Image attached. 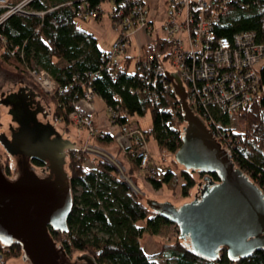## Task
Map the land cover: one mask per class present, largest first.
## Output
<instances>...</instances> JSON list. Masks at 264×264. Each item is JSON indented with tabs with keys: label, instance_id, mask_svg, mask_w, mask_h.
<instances>
[{
	"label": "trees",
	"instance_id": "1",
	"mask_svg": "<svg viewBox=\"0 0 264 264\" xmlns=\"http://www.w3.org/2000/svg\"><path fill=\"white\" fill-rule=\"evenodd\" d=\"M17 1L9 0V3ZM102 1L110 3L109 11H114V6L124 2L31 1L27 9L33 15H11L0 24V37L9 46L4 48L0 44V62L23 75L29 67L44 70L50 75L60 90L51 96L53 118L57 120L56 126L64 132L69 133V127H72L67 116L80 97L81 85L88 81L95 97L105 107L118 106L120 117L117 123L131 122L135 116L148 115L151 127L144 131L146 140L149 136L153 137L160 163L163 164L164 156L173 157L180 145L183 123L177 99L161 76L153 85L152 93L156 98L149 91L131 94L129 89L147 91L149 86L145 82L150 76L140 81L145 74L133 70L132 58L127 55L116 69L103 67L100 57L104 51L98 48L95 38L76 23L86 18L77 6L86 3L88 9L94 11V17H98V7ZM241 2L242 6L230 5L223 15L217 17L213 28L215 36L229 38L235 33L249 31L254 34L255 41L264 47V0ZM3 12L0 9V15ZM14 47L17 52L11 55ZM166 51V43L157 36L141 46V55L152 54L156 62ZM152 66L146 74L150 75ZM95 73L97 75L90 78ZM258 81L259 94L254 102L233 114L242 124L241 131L228 128L227 117L217 119L229 139L230 159L264 193V94L261 92L264 86V59L258 69ZM147 84L151 85L150 81ZM63 87L66 89L63 90ZM92 142L102 149L114 147L109 135ZM78 153L76 148L66 154L65 170L72 197V208L66 220L68 231L65 234L49 231L51 239L57 245H62L69 258L78 253L89 255L96 264H155V259H163L164 264H264V249H257L250 257L236 262L229 261L224 249H220L216 260L210 262L194 255L186 243L178 238L170 243H161L152 254H145L140 246V238L144 235L154 237L162 227L171 224L151 212L129 187L126 180L138 172L137 161L125 155L128 170L122 178H118L106 162L86 153ZM88 161L91 167L86 168L85 162ZM176 166L172 160L163 165L155 177L144 180L154 191L165 188L171 195L185 199L194 186L193 172L184 171L181 167L176 170ZM211 179L216 181V175L212 174ZM20 256L18 244L0 243V264Z\"/></svg>",
	"mask_w": 264,
	"mask_h": 264
},
{
	"label": "water",
	"instance_id": "2",
	"mask_svg": "<svg viewBox=\"0 0 264 264\" xmlns=\"http://www.w3.org/2000/svg\"><path fill=\"white\" fill-rule=\"evenodd\" d=\"M163 78L183 123L173 161L203 177L189 202L174 206L145 199L144 204L176 227L178 239L194 255L214 262L224 249L231 262L248 258L264 249V193L187 105L181 78L174 71L164 72ZM50 114L49 102L31 80L0 70V243L19 245L18 264H96L87 254L70 260L49 234L68 231L72 197L65 163L66 153L76 149L51 124Z\"/></svg>",
	"mask_w": 264,
	"mask_h": 264
},
{
	"label": "built area",
	"instance_id": "3",
	"mask_svg": "<svg viewBox=\"0 0 264 264\" xmlns=\"http://www.w3.org/2000/svg\"><path fill=\"white\" fill-rule=\"evenodd\" d=\"M33 0H19L10 4L9 0H0V24L9 16L24 17L33 15L27 5ZM242 6L241 0H165V19L160 31L167 51L155 61L152 54L141 55V44L132 58L131 67L140 72V81L147 79L145 89H129L131 94L148 93L153 95L154 83L164 72L174 71L180 78L186 93L187 105L204 123L221 149L230 156L229 139L225 136L217 117H227L228 122L239 109L250 106L259 94L258 69L264 59V47L255 41L254 34L249 31L239 32L231 37H216L213 31L217 17L223 15L230 5ZM122 7V8H121ZM86 17H94V11L88 9L86 3L77 6ZM108 11L107 17L118 31L116 39L108 50L101 54L100 62L104 68L116 69L124 60L126 49L130 46L131 37L142 31L150 34L152 24L143 0H124ZM83 12V13H82ZM40 14V13H36ZM0 44L8 48L6 41L0 37ZM17 52L11 49L10 54ZM166 56V58H165ZM21 57V56H20ZM165 58V59H164ZM168 64L171 69H166ZM154 65V67L152 66ZM152 71L148 73L150 67ZM97 73L90 75L94 76ZM147 75V76H146ZM24 77L31 80L40 92L48 97L60 91L50 75L41 69L29 67ZM150 81V84H147ZM80 97L68 114L69 123L77 129L85 131L86 137L102 140L111 136L114 142L131 159L137 161L143 173V179H150L159 173L155 165H150L147 140L144 131L132 122L117 123L120 115L118 106L105 107L107 129L95 127L88 113V107L95 98L90 82L81 85ZM166 88V87H165ZM167 88L171 91V86ZM66 88L63 87V90ZM153 98H156L153 95ZM116 101V97L113 98ZM217 119V121H216ZM57 120L52 118L56 127ZM229 128V125L227 124ZM88 145L77 148L78 154H88ZM67 154V153H66ZM79 158V157H78Z\"/></svg>",
	"mask_w": 264,
	"mask_h": 264
},
{
	"label": "rangeland",
	"instance_id": "4",
	"mask_svg": "<svg viewBox=\"0 0 264 264\" xmlns=\"http://www.w3.org/2000/svg\"><path fill=\"white\" fill-rule=\"evenodd\" d=\"M165 0H144L146 9L148 11V19H151L153 22L152 25V32L150 34H145L142 31L135 34V36L131 37L130 46L126 49L125 53L127 55L134 56L136 54V49L141 44H147L151 42L156 36L161 37V31L160 26L165 19ZM110 4H108L106 1H102L99 4V11L98 17H86L84 20H77L76 23L79 26V28L83 29L84 31L90 33L96 40V44L100 50H105L110 46V44L116 39L118 31L115 30L110 22V20L107 17V12L110 8ZM97 15V14H96ZM262 63V62H261ZM259 64V66L261 65ZM63 65V64H62ZM166 69H171V67L166 64ZM0 69H7L9 71L12 70L11 67L8 65L0 62ZM262 94H264V86L261 89ZM47 97L46 100L50 104V110L53 118V104L51 102V97ZM92 105L94 107L95 113H98L99 116H102L106 114V111L104 109V104L101 100L98 98H94L92 101ZM94 116V115H93ZM133 122L137 124L143 131H147L151 127V121L148 115H145L143 117H133ZM72 126V125H69ZM229 128L232 131H241L242 130V124L237 121V118L232 117L229 121ZM55 129L59 132H63L70 140H72L75 143V147L79 148L81 146H78L76 141L81 143V140L79 138H84L87 136L85 134V131L82 129H77L74 126L69 127V133L64 132L61 130L59 126H56ZM86 141H89V143H85L88 145V155L93 154L96 155V158L101 159L102 161L109 164L115 171V174L118 178H122L123 175H125L126 171L128 170V162L125 157V154L121 151V149L114 143L113 149H102L93 144L92 141H96L95 138H87ZM94 150H98L99 154H96ZM147 150L150 155V165H155L158 167V169L162 168L163 165L169 164L173 158L170 155L164 156V163H160V157L159 153L157 151L156 143L152 136H149L147 140ZM95 157V156H94ZM89 161L85 162V167H89ZM179 167V166H178ZM178 167L176 166L175 169L178 170ZM66 169V168H65ZM139 169V168H138ZM143 173L139 169L138 172L129 178V181L132 183V185L135 187V189L140 192V194L136 193L137 196L140 198V200L144 203L145 199H154L158 201H169L174 206H179L180 204H183L184 202H189L192 200L193 196L196 193V184L201 183V179L203 177L202 174H199L197 172H193V178H194V186L190 190L189 195L185 199H179L176 196L171 195L165 188H161L158 191H154L151 189V187L148 185V183L143 179ZM175 238H178L177 229L173 225H167L162 227L159 234L154 237H149L147 235H144L140 238V246L143 249L144 253L149 255L159 248L161 243H170ZM77 255H80L78 253L74 254L70 257V260H73V258ZM21 261L20 257L14 260H9L6 264H18ZM155 264H164L163 259H155Z\"/></svg>",
	"mask_w": 264,
	"mask_h": 264
},
{
	"label": "crops",
	"instance_id": "5",
	"mask_svg": "<svg viewBox=\"0 0 264 264\" xmlns=\"http://www.w3.org/2000/svg\"><path fill=\"white\" fill-rule=\"evenodd\" d=\"M144 1V0H143ZM108 4H110L108 1H106ZM145 3V2H144ZM99 8V7H98ZM107 10H109V9H107ZM149 21H150V23L153 25V22H152V20L151 19H149ZM108 48H109V46H108ZM108 48L107 49H105V50H102V51H106V50H108ZM125 55H127L126 53H125ZM127 56H131V55H127ZM93 101V100H92ZM103 103V102H102ZM104 109H105V106H104ZM88 113H89V115H90V118H91V120H92V123H93V125L95 126V127H98L99 129H102V130H106L107 129V117H106V114H104V115H102V116H99L98 115V113H95V110H94V107H93V105H92V103H91V105L88 107ZM94 115V116H93ZM132 123H134L133 122V119H132V121H131ZM79 139H83V140H81V143H79V142H77V141H79V140H77L76 141V143H77V145L78 146H82V145H84L85 143H89V141H86V136L84 137V138H79ZM98 151V150H97ZM96 150H94V152L96 153V154H99V152H97ZM90 156L91 157H96V155H93V154H90ZM89 167H91V163H89Z\"/></svg>",
	"mask_w": 264,
	"mask_h": 264
},
{
	"label": "flooded vegetation",
	"instance_id": "6",
	"mask_svg": "<svg viewBox=\"0 0 264 264\" xmlns=\"http://www.w3.org/2000/svg\"><path fill=\"white\" fill-rule=\"evenodd\" d=\"M0 70L3 71V72H5L7 75H12L13 77H24L23 74L17 73L15 71H9L7 69H0ZM45 98H47V97H45ZM49 118H50V121H51V124H52V114L49 115Z\"/></svg>",
	"mask_w": 264,
	"mask_h": 264
}]
</instances>
